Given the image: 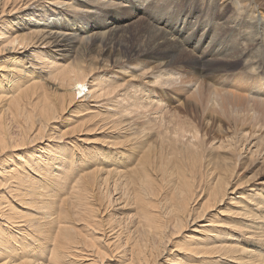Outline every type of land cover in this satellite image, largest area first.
Segmentation results:
<instances>
[{
	"label": "bare ground",
	"instance_id": "obj_1",
	"mask_svg": "<svg viewBox=\"0 0 264 264\" xmlns=\"http://www.w3.org/2000/svg\"><path fill=\"white\" fill-rule=\"evenodd\" d=\"M240 1L248 6V19L262 26L255 36L260 52L252 59L244 51L242 58L253 61L250 72L264 74V4ZM117 4H133L141 16L161 19L165 0H0V264H100L110 242L121 264H158L170 244L184 258L177 253L168 257L170 264L258 262L264 247L237 249L234 238L264 242V77L247 86L245 97L233 89L214 90L210 111H199L201 77L211 58L206 53L191 58L196 84L177 102L193 117L176 121L160 91L152 97L142 89L125 95L118 81L133 67L159 68L155 85L185 89L184 74L172 67L191 43L182 27L167 29L145 18L119 24L110 13V22L83 19L77 27L69 19L68 11L104 12ZM143 20L148 45L130 43L127 28ZM219 60V71L232 66L227 57ZM110 68L119 73L104 74ZM101 100L110 104L101 109ZM237 112L247 115V124L230 116ZM125 118L131 119L127 128L123 121L109 123ZM112 129L120 141L109 142L111 150L128 152L132 162L101 167L99 161L83 169L79 159L92 157L86 147L102 153L100 144L108 142L102 135ZM40 142L45 143L28 149ZM61 163L69 170L62 171ZM246 170L253 174L240 179ZM111 183L125 208L120 215L134 211L130 225L101 220L107 208L99 203L101 186L108 192ZM205 216L208 222L197 226L203 235L180 239L191 221Z\"/></svg>",
	"mask_w": 264,
	"mask_h": 264
},
{
	"label": "rangeland",
	"instance_id": "obj_2",
	"mask_svg": "<svg viewBox=\"0 0 264 264\" xmlns=\"http://www.w3.org/2000/svg\"><path fill=\"white\" fill-rule=\"evenodd\" d=\"M259 4H264V0H260ZM124 5H126V4H124ZM244 6H246L247 11H249L248 6L246 5V2L245 1L241 2L240 0H226L225 2H223V0H165V4L163 5V9L161 10L163 12V15H162L163 17L161 19H159V17L154 18V19H150V18H147L145 15L141 16L138 12H136V10L134 8L135 6L133 4L131 6H128V4H127V6H124V7H123V5L117 4V6L115 8H112L109 11L104 10V12L101 8H95V9H93L92 13H89V14L77 12V11H68V14H69V19H71V21L75 24V27L80 26L79 22L82 21L83 19H86V21H89V22H103V20H104V22L105 21L110 22L112 19L111 16H113L115 18V21H117L119 24H122L126 20H130V19L137 20L139 18H145L148 21L150 20L151 23L152 22H153V24L156 23L160 26H164L167 29H170L172 26H175V25L182 27L183 30L185 32H187V33H185V35L187 36V38L189 40H191V41H189L191 43H186V44L184 43L185 46H187V48L185 47L186 50H183L179 54V56H181V55L182 56L180 58H177V62L174 63V65H172V67H174L178 70H181V72L184 74V81H185L186 85L184 84L185 87H183V88H185V89L175 91V90L167 88V91H166L165 89L163 90L162 88H159L157 85H155L153 83V81H154V77L158 76L157 71L159 68L152 69V70H146L144 72L143 70H139L141 67H133V69H129L128 72L119 75L118 84L120 86L119 88L125 91V95L128 93L131 96H133L134 91L142 89V91H146L147 93H149V94H147L149 97H152L154 91H160L162 93V95L165 96V99L163 101L166 102L167 107L170 109V111L172 113H176V115H177L176 121L186 122L187 119L192 118L193 116L189 115L185 112V108L180 106V104L177 102V98L182 99L183 96L187 95L188 93H190L193 90V87L196 84L195 77L197 75L196 74L193 75L194 72L196 71V69L192 65L188 64V62H187L191 58L197 57V56L202 55L204 53H206V55L209 56V58H211L210 59L211 61L209 60V62H210L209 66H208L209 69L205 70L202 73V75L203 76L205 75V76L201 77L202 82L204 84H203V90H202L203 101L197 104L199 111H201V109H207V112L210 111V109L212 108V106L210 107L211 100L216 98L214 90L221 89L219 91H225V90H232L233 89V90L237 91L236 93L240 94L239 92H241L242 96H244L245 94H246L245 96H247L248 95V88H249L247 86H249L252 81L259 80L260 78L264 77V74L262 72H259L256 74H253V72H250L249 67L253 65V63H252L253 61H248L249 62V64H248V62H247L248 59L242 58L244 51H249V53H252L251 56H249L248 58H252V56H253V58L254 57L256 58L257 54L260 52L261 47L259 45V42H257V38H259L258 28L262 27L260 25L258 26V24L254 20L248 19V17L245 15V7ZM221 8L224 9L222 12L220 11ZM243 11H244V13H243ZM107 13H110L109 15H111V16H108ZM59 17L61 18V15ZM43 21L44 20H39L38 23H43ZM89 22H86L85 25L90 26ZM262 25L264 27V24H262ZM126 31L129 33L127 40L130 43H132L135 39L134 42L137 44L141 43V44L148 45L146 40L148 38L149 30H148V25L146 24V22L144 20L138 21L136 24L129 26V28H127ZM198 42H199V44H198ZM252 43H254V44H252ZM170 45H172V44H170ZM246 48H247V50H246ZM241 49H243V50H241ZM236 51H238V52H236ZM241 51H242V53H241ZM226 57L229 59L228 61L232 64V66H230L228 69L223 70V71L217 70L218 62H220L219 58H226ZM181 62H183V63H181ZM212 62L214 64H212ZM25 63H26V65H28L27 61H25ZM246 65H249V66L246 67ZM28 69H30V68H28ZM134 69H137V70H134ZM212 69H214V70H212ZM107 72L114 73L113 75H116L115 73H119L117 68H110V70H108V71L106 70L104 72V74H106ZM95 74H99V71H97ZM105 77H107V76L105 75L104 78ZM203 79H205L206 81L205 80L203 81ZM212 84H214V85H212ZM222 84H224V85H222ZM190 86H192V88H190ZM217 86H218V88H217ZM220 87H223V88H220ZM120 89H118L117 92ZM125 95L123 97H121L120 99L115 100V101L122 100L125 97ZM92 104L94 105L95 103H92ZM101 104H104V105H102L103 107L100 106ZM109 104H110V101L101 100V102L98 103L97 107H99L101 109H105ZM124 105H126V104H124ZM127 108L129 109V111H131V110L134 111L133 106H129ZM101 111H104V110H101ZM239 111H241V110H239ZM249 113H251V112H249ZM65 116H67V115H65ZM65 116L63 117V121L60 120V123H61L60 126H63L62 122H66L64 120L66 118ZM180 116H181V118L179 120ZM230 116H236V117L240 118L241 121L246 122V124L248 122L247 115L244 112H237L236 114L233 113ZM130 120L125 118V119L115 120L113 123H111V122H109V123L112 126H115L116 124L121 123V121H123L121 124V127L127 128L128 126L126 123L130 122ZM68 122H66V123H68ZM70 122H71V120H70ZM172 127H174L173 123L171 124L170 128H172ZM102 137L108 140V142L105 145L100 144V150H102V153L98 154L97 150H94L91 147H86L87 149H89L91 151L92 157H91V159H83V160L79 159V161H81V164L84 165L83 169L92 166L96 162L99 163V161L101 162V167L103 166L102 165L103 162H109V163H113V162L124 163V162H130V161L132 162L133 159L130 157L128 152L125 151L122 155H117L115 150H111L112 146H111V144H109V142L120 141V139L115 136L114 129L109 131L107 134L102 135ZM40 143L30 145V146H32V148H28V149H35L38 146L43 145L45 142L44 143L40 142ZM125 144L130 145V143H125ZM78 153H80V152H78ZM50 155H51V153H50ZM60 155H61L60 157L63 156L62 154H60ZM100 158H103V159L99 160ZM59 161H60V159H59ZM76 161H78L77 158H72V162L75 163V164H73V166H76V164H77ZM255 164H256V160L248 169L253 168ZM69 166L70 165L68 163H63V164L61 163L62 171L63 170L68 171ZM79 170H81V169H78V171ZM254 170H252V171H254ZM246 173H247V170L244 172V174H242L240 176L241 177L240 179H242L246 175ZM252 174H253V172L247 173L248 176H250ZM259 182H261V181H259ZM112 185H113V183H111V185H109V189L113 188ZM101 187L104 188V189L102 188L104 195H102V198H101L102 201L99 203L105 202L106 204L105 203H103V204L105 206H107L106 211H103V212L100 211L101 220L106 223V222H108V220L113 218L114 222L116 224L117 223L119 224V222L123 221V223H124L125 221L127 222V220L129 219L127 222L128 224L125 222L126 224L124 223L123 225L124 226L130 225L131 221L134 220L131 216H129L130 214L132 215V213L134 212L133 209L131 208V213L128 214L126 217H124L125 215H120L122 210L125 211L124 210L125 208L123 209L120 200L116 198L118 196H117V194H115L116 192L113 191L114 188L110 189L111 194L109 195L108 193H110V191L107 192V188L105 187V185H103ZM132 188H135V187H132ZM122 189L124 192L125 191L124 190L125 185H122ZM261 192H264V187H263V190ZM105 193H107V194H105ZM107 196H109V198ZM113 201H114V203H113ZM117 201H118V203H116ZM109 204H110V206H109ZM113 204L115 205L116 208L114 207ZM199 206L197 204L195 207L199 208ZM110 212L112 215H110ZM117 212H118V214H117ZM114 214L119 215V216H115ZM133 215H134V213H133ZM121 216H123L124 218ZM119 218L121 219V221ZM203 219L202 220H196V222L191 221L189 223L187 229L184 230L185 233L183 232V235L180 239H182V238L184 239V236L188 237L194 233H197L199 235H203V234L198 233V231H197V229H198L197 226H200V224L204 225V224H206V222H208V221H206V216ZM201 222H203L204 224ZM192 227H194V228H192ZM99 233L100 232H98L97 235H100ZM253 235H252V237L255 236V235L254 236ZM249 237H251V236H249ZM254 238H249V241L244 240V239L241 240V238H240V240L242 241L241 243H243V246L238 239L236 240V238H234V241H236L234 246L236 248V245H237V247H239L237 249H241L242 247H245V248H247V250H249L250 247L252 248V250H255V249H253V247H257V246H258V248H263L264 242L258 241L257 239H254ZM106 241L107 240H105V242ZM181 241H183V240H181ZM106 243H108V242H106ZM237 243L240 245H238ZM107 245H110V246H107ZM107 245H105V248H106L108 255H106L105 259H103L104 261L102 260L100 262V264H108V263L109 264H121L120 263L121 259L117 258L118 253H116V251H113V243L110 242ZM162 247L163 246H161V248ZM165 247H166L167 251H165L164 255L160 256L161 259L160 258L158 259V261H159L158 264H161V261H162V264H170L171 262L169 260L173 259L175 256H178V255H179L178 256L179 259L183 258L182 252H178L176 246L174 247L173 244H170L168 246L165 245L164 248ZM251 248H250V250H251ZM168 251H170V254L169 253L167 254ZM177 253H178V255H176ZM263 253H264V251H263ZM111 256H113V257H111ZM180 256H181V258H180ZM260 256H261V258L257 255V257L260 258V260L264 261L263 255H260ZM162 258H164V259H162ZM166 260L169 263L166 262ZM228 260L229 259H227V261H226V259H224V261H226V262L223 261L222 263H226V264H230V263L250 264L248 262L243 263L239 259H237L238 261L235 260L236 262L231 260V259L230 260L233 262H231L230 260L228 261ZM260 260H258V262H254V264H256V263L260 264V262H261ZM182 262H178V263H174V264H181ZM184 263H186V262H183V264ZM251 264H253V263H251Z\"/></svg>",
	"mask_w": 264,
	"mask_h": 264
}]
</instances>
